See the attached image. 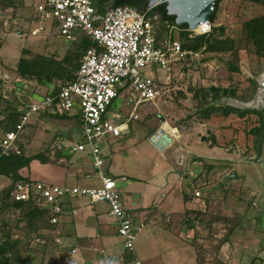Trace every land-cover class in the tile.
<instances>
[{
    "label": "rangeland",
    "instance_id": "obj_1",
    "mask_svg": "<svg viewBox=\"0 0 264 264\" xmlns=\"http://www.w3.org/2000/svg\"><path fill=\"white\" fill-rule=\"evenodd\" d=\"M17 5L6 10L0 5V141L22 110L49 89L68 82L67 74L49 85L23 79L17 72L20 59L59 62L68 56L72 62L66 67L74 70L82 58L79 43L92 42L85 34H77V42L69 43L49 21H37L32 2ZM111 7V2L107 3L106 8ZM262 16L264 0H222L210 30H189V39L208 35L213 27L222 28L214 38L232 41V50L208 53L201 48L173 65L170 72L144 70L159 83L161 98L145 104L139 110L140 120L130 122L129 130L120 138L101 143L105 172L127 179L119 181L118 188L132 209L131 217L146 226L136 242L143 264H264V140L259 148L251 134L261 125L260 117L257 113L245 118L214 114L205 119L206 111L214 106L264 114V59L256 55L244 32L246 22ZM151 19L160 42L172 37L182 43L180 27L163 23L158 13ZM42 25L46 31L32 37L31 31ZM211 87L230 89V93H221L215 101ZM233 92L235 96H231ZM125 103V97L116 99L112 110L121 111ZM165 124L177 134L171 136L172 145L160 152L152 137ZM82 136L77 116L34 115L17 143L23 154L42 153L52 162L56 152L64 154L62 162L52 164L58 168L38 167L34 182L91 186L82 175L91 158L81 160L69 149ZM55 145L62 148H55L54 153ZM68 169L71 173L64 172ZM19 175L28 177L26 170ZM91 181L96 186L100 183L95 175ZM15 185L13 178L0 176V246L8 237L20 242L16 248L19 261L14 264H102L100 255L96 258L92 254L93 261L84 260L83 247L81 250L76 241L81 245L98 239L104 225L86 215L77 220L84 226L80 228L64 221L70 217L65 215L56 226L47 219L32 228L22 210L10 200L4 203ZM197 191L202 194L200 201L194 199ZM96 206L105 212L101 217L112 224L108 228L114 232L116 225L108 218V205ZM118 240L122 249L123 241ZM74 249L79 250L75 256Z\"/></svg>",
    "mask_w": 264,
    "mask_h": 264
},
{
    "label": "built area",
    "instance_id": "obj_2",
    "mask_svg": "<svg viewBox=\"0 0 264 264\" xmlns=\"http://www.w3.org/2000/svg\"><path fill=\"white\" fill-rule=\"evenodd\" d=\"M33 4L37 21H49L63 40L74 43L79 34H85L94 46L83 56L73 82L59 86L57 91L52 89L23 110L15 130L6 133L0 141L1 149L5 155L21 153L17 144L19 137L34 115L78 116L83 136L69 149L91 158V171L86 179L92 180L95 175L100 183L97 186H54L25 181L15 185L11 197L16 202L35 200L49 208L53 224L61 221L67 202L72 199H86L91 206L107 204L109 216L117 222L123 249L112 256L102 253L101 263L143 264L136 242L146 226L126 211L118 188L120 180L104 170L101 143L108 138H120L129 130L130 122L140 120L139 110L145 104L161 98L159 83L144 70L155 68L170 72L173 65L186 61L192 53L185 51L172 37L160 42L148 10L139 12L119 6L101 12L94 0H35ZM45 31L42 25L32 30L31 36L37 37ZM121 97L126 98L125 108L113 111L114 101ZM201 198V192L197 191L194 199L200 201ZM77 252L74 249L72 254L75 256Z\"/></svg>",
    "mask_w": 264,
    "mask_h": 264
},
{
    "label": "trees",
    "instance_id": "obj_3",
    "mask_svg": "<svg viewBox=\"0 0 264 264\" xmlns=\"http://www.w3.org/2000/svg\"><path fill=\"white\" fill-rule=\"evenodd\" d=\"M34 2L35 0H0V5L6 9H16L17 2ZM222 0L216 1V8L214 13L210 17L211 24H215L216 20V12L218 10L219 3ZM260 2L261 0H255ZM97 4L98 10L103 12L105 11L107 3L111 2L112 7H119V6H128L134 8L139 12H146L147 11V3L141 0H94ZM155 13L160 14L163 23L175 24V17H171L167 13V4L163 3L159 6L155 7L151 11H149V17H153ZM182 30V38L183 41L181 43L178 40L183 49L188 52H197L201 48H205L208 53H226L230 52L233 48V43L229 39H215L214 33L218 30H222V28L213 27L211 33L208 35L197 36L194 39H189L191 36V32L189 31V27L184 25L179 28ZM244 32L247 34V37L252 41L253 45L256 48V55L262 59H264V16L252 19L244 24ZM159 39V38H158ZM77 42V41H76ZM94 44L90 40H86L82 43H79V48L83 50L82 58L80 60V55L77 57L80 61L75 66L74 70H70L66 67V64H70L72 61L70 57L66 56L62 61H56L47 58H38L36 60H29L26 58H21L17 72L23 79H37L38 81H42L46 85H49L55 81L64 79L65 74H67L68 82L61 85L65 86L74 81L75 75L78 72L81 61L83 56ZM57 91L59 88L54 87L48 90L50 92ZM211 93L214 94V100L217 101L220 98V94L223 93L228 95L230 93V89H218L211 87ZM46 92V93H48ZM231 96H235V92L231 94ZM251 113H257L260 117L261 125L259 127H255L251 134L254 135L257 139L258 147L261 148V144L264 140V114L261 112H256L252 110H241L234 107H211L206 111L205 119H209L214 114H221L224 117H229L231 115H236L239 118H245L247 115ZM23 114V110L21 113L17 115V118L14 120L13 124L7 129L6 133H9L15 130L16 125L19 123L20 117ZM43 116V115H42ZM41 116V117H42ZM55 117L62 118V119H69L74 118L76 116L70 115H54ZM78 117V116H77ZM5 133V134H6ZM20 154L15 152H11L9 155L3 154V151L0 146V176L10 177L16 180L17 183L25 182V181H32L29 177L25 178L20 176V172L24 170H29L33 162L37 161L42 165H52L56 163H60L63 160V151L56 152L55 148L53 147V152L55 153L54 162L51 161L46 155L39 153L34 156H25L23 154L22 148L19 146ZM13 191V190H12ZM5 195L6 203L10 200L11 205L15 208L20 209L23 211L24 217L29 221L32 228L37 227L39 224L45 223L48 219L50 223H52L53 214L49 208H46L42 205H39L35 200H29L24 202H16L12 199L11 193ZM52 225L56 226L52 223ZM20 244L19 241H14L11 238H7L6 241L0 246V264H14L15 262L19 261V253L17 252L16 248Z\"/></svg>",
    "mask_w": 264,
    "mask_h": 264
},
{
    "label": "crops",
    "instance_id": "obj_4",
    "mask_svg": "<svg viewBox=\"0 0 264 264\" xmlns=\"http://www.w3.org/2000/svg\"><path fill=\"white\" fill-rule=\"evenodd\" d=\"M55 146H54V148H55ZM86 156H87L86 154L79 155V158L81 160H83ZM46 166L48 167V169L49 168H53V169L58 168L56 165H42L41 163L35 161V162L32 163L30 171L26 170L29 179L34 181L35 180L34 178H35V176H37L38 171H39L38 167L41 169V168H44ZM84 170L85 171H84V173L82 175L86 179V175L88 173H90V171H91V165L87 166L86 168H84ZM64 172L65 173H71V170L68 169L67 171H64ZM114 178H117V177H114ZM117 179H119L120 181H124V182L127 181V179L125 177H121V178H117ZM123 179H125V180H123ZM36 181H39V180H36ZM79 181H82V180H79ZM79 181L77 180V183ZM87 183H88V185L93 186L92 185L93 183H92L91 180H87ZM75 186H79V185H75ZM122 197H123V194H122ZM123 204H124V207H125L126 211L130 214L132 209L128 208L129 205L125 201L124 197H123ZM86 205H88L90 207L85 208ZM137 207L140 208V205H137ZM99 209H98L97 206L95 207V205L94 206L89 205V203H88V201L86 199H72V200L67 202L66 211H65V215H70V217H68V218L65 217L64 218L65 215L62 217V219L64 218V221H66L68 223L70 221V224H73L74 226H78L80 228H83L84 226L81 223L77 222V220L80 219V218H83L86 215L89 216V218L96 220L99 225H104L103 228H105V229H104V231L102 230L100 232V234H99L100 237L98 239L96 238V240H92V242H90V243H85V244H81V245H80V240L77 239V241H76L77 242V246L79 248H81V250H82V247H83L84 254H83L82 258L84 260L86 259L88 261H93L94 258L92 257V254H95L96 258H98L99 255H100L99 258H102V253L105 254V255H110V256L117 255V254L121 253V251L123 249V247H122V249L119 248L120 244L118 243V241H119L118 239H121V238L118 235V225H117V222L113 218H111L109 216V207H108V210H107V214H108V218L111 219V220H114V224L116 225V229H115L114 232H111L109 230V228H108V224L109 225H112V224L105 223V220L102 218L103 217L102 215L105 214V212L102 211V210H99ZM115 234L118 235L117 238H115L113 236ZM76 237L79 238V235L76 234ZM97 243L100 244V246H98L99 248H97V246H96ZM122 244H123V242H122ZM97 249H99V250L97 251ZM117 249H119V250H117ZM223 249L225 250L226 246ZM77 251L79 252L78 249H77ZM78 252H77V254H78Z\"/></svg>",
    "mask_w": 264,
    "mask_h": 264
},
{
    "label": "water",
    "instance_id": "obj_5",
    "mask_svg": "<svg viewBox=\"0 0 264 264\" xmlns=\"http://www.w3.org/2000/svg\"><path fill=\"white\" fill-rule=\"evenodd\" d=\"M147 2V10L151 11L160 4H167V13L175 17L178 27L187 25L190 31H196L204 24L211 27L210 17L216 8L218 0H141ZM172 137L160 130L152 138V143L160 151H164L172 144Z\"/></svg>",
    "mask_w": 264,
    "mask_h": 264
},
{
    "label": "bare ground",
    "instance_id": "obj_6",
    "mask_svg": "<svg viewBox=\"0 0 264 264\" xmlns=\"http://www.w3.org/2000/svg\"><path fill=\"white\" fill-rule=\"evenodd\" d=\"M209 30H210V26L208 24H204L201 27H199L196 30V32H198V33H206ZM162 129H163V131H165L166 133H168L172 137L175 136V134H177V131L175 129L171 128L168 124H165Z\"/></svg>",
    "mask_w": 264,
    "mask_h": 264
},
{
    "label": "flooded vegetation",
    "instance_id": "obj_7",
    "mask_svg": "<svg viewBox=\"0 0 264 264\" xmlns=\"http://www.w3.org/2000/svg\"><path fill=\"white\" fill-rule=\"evenodd\" d=\"M145 2V1H144ZM146 3V2H145Z\"/></svg>",
    "mask_w": 264,
    "mask_h": 264
}]
</instances>
